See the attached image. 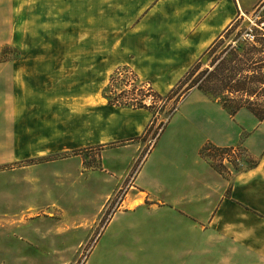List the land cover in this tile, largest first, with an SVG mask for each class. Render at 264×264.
I'll return each instance as SVG.
<instances>
[{"label":"rangeland","instance_id":"1","mask_svg":"<svg viewBox=\"0 0 264 264\" xmlns=\"http://www.w3.org/2000/svg\"><path fill=\"white\" fill-rule=\"evenodd\" d=\"M251 2L253 10L247 16L250 20L234 22L214 52L228 44L233 46L236 34L240 39L247 27L255 37V51L264 52V0ZM136 4L133 0H0V84L16 88V70L19 78L26 82L18 114L23 117L21 128H31L34 122L27 116L39 113L41 118L48 119L43 123L53 125L55 133L61 129L70 132L67 137L44 136L39 143L34 138L33 146L24 136L21 138L23 155H38L20 159L22 157L16 156L11 148L6 160L0 163V264H142L143 260L146 264L149 261L159 264V257L166 256L165 250L158 248V242H149L151 221L156 220L159 212L150 211L156 206L150 207L147 196L141 192L155 195L160 192L164 167H151L152 155L144 163L146 151L153 139L161 135L158 143L161 142L175 129L190 124L191 119H198L201 110L193 97L183 101L184 96L179 101H183L182 105L178 103L159 132L160 121L174 98L157 101L154 107L162 109L153 118L150 112L131 107H108L106 100L97 103L95 90L100 85L103 95L114 70L121 67L113 65L114 58L123 51L120 35L148 11L144 8L134 17ZM112 27L116 30H111ZM113 35L120 37L114 40ZM251 42L243 40L242 46ZM36 52H47L48 56H38ZM257 57L264 58V55ZM44 60L51 67L47 70L50 78L37 79L33 77L37 70L30 68V64ZM207 63L202 62L203 67ZM61 77L62 80L58 79ZM82 80L91 86L85 89V94L83 89L76 90L77 84L85 85L79 83ZM38 85L45 86L40 88L44 93L36 94L35 98L32 93ZM122 88L120 82L115 90L119 92ZM151 88L163 96L167 93L164 89ZM146 89L144 86L141 90L146 92ZM58 93L66 94L65 104L59 103L62 99L58 101ZM77 98H80L79 103L75 101ZM215 106L212 119L232 135L244 121V115H250L243 109L230 117L219 105ZM110 110L117 112L109 116ZM94 111H98L96 114L101 111L102 142L76 148L81 136L74 131L83 126L93 127L97 117ZM134 115L147 118L140 135L106 140L105 133L127 129L128 119ZM12 135L10 132L7 136L11 143ZM149 139L151 142L142 143L141 153L133 160L127 161L128 156H121L118 163L103 161L112 153L128 154L134 148L129 144ZM94 140L97 139L92 142ZM199 154L227 178L252 165L243 151L244 157L239 161L232 160L225 165L219 164L207 150ZM153 226L156 227V223ZM220 236L223 246H220L219 258L208 256L210 264H264V247L261 256L254 259L249 243L254 236L256 239L260 236L264 246V231ZM209 239L214 240L210 236Z\"/></svg>","mask_w":264,"mask_h":264},{"label":"crops","instance_id":"2","mask_svg":"<svg viewBox=\"0 0 264 264\" xmlns=\"http://www.w3.org/2000/svg\"><path fill=\"white\" fill-rule=\"evenodd\" d=\"M133 2L137 3L133 8L136 9L134 17L144 8H148V11L120 35L123 51L114 58L116 60L113 65L128 66L141 81L149 82L154 89L165 91H169L177 83L217 38L225 31L231 30L234 22L250 20L247 16L253 10L251 0H133ZM113 29L116 30V27L111 28ZM151 32L153 33L151 36L147 35ZM120 36L113 35V39L118 40ZM36 54L48 56L47 52ZM100 63L101 61L99 66ZM30 68L37 70L35 72L37 75L33 77L50 78V72L47 70L51 67L45 64V60L36 65L31 63ZM58 79L62 80V77ZM15 80L16 88L11 89L0 84V163L6 160L11 148L16 156L22 157L20 159L38 155H28L29 153L23 155L21 145L24 141L21 138L24 136L29 138V144L33 146L34 138L39 143L44 136L51 139L55 134H61L60 137L70 135L69 129H61L55 133L53 125L43 123L48 119L41 118L39 113L27 116V119L34 122L31 128H21L23 117L18 116L21 109L19 105H22L23 90L27 85L23 78H19L17 70ZM79 83L82 86L77 84L78 88L76 89V86L74 88L77 91L83 89V94L85 89L91 87L83 80ZM38 86L32 93L35 98L36 94L44 93L40 88L45 86ZM61 88L64 89L63 86ZM101 88L99 85L95 90L99 104L105 101ZM65 95L58 93V101L62 99L59 101L60 104H65L63 100L66 98ZM189 97L194 98L198 109L201 110H195L200 112L198 119H191L190 124L175 129L159 143L161 135L152 142L149 139L129 144L134 148L128 154L112 153L107 159L103 158V161L109 163L120 162L121 156H128L127 161L133 160L141 153V144L151 142L144 163L152 155L149 161L151 167L156 165L164 167L161 171L164 178L158 194L141 192L147 196L150 207L156 206L155 210L150 208V211L159 212L158 216L154 214L157 216L156 220L151 221L152 241L149 239L151 243L158 242V248L165 250L166 256L159 257V264H210L207 261L208 256L214 255L219 258L220 246H223L218 238L221 234H261L264 231V119L258 120L249 112L250 115H244V121L232 135L212 119L213 111H216L217 107L215 105H219L217 102L210 100L197 89H191L183 101ZM75 101L79 103L80 98ZM183 101L179 105H182ZM220 109L223 110L221 107ZM137 110L149 113L144 109ZM97 112L94 111V114ZM114 112L117 111L110 110L109 116L115 115ZM96 116L97 123L94 118L93 127L83 126L80 130L74 131L76 135L81 136L76 148H86L102 142V129L99 127L101 111ZM128 121L127 129L105 133L106 140L140 135L147 118L144 115H134ZM10 132H13V143L7 139ZM95 138L97 140L92 142ZM66 141L69 143V140ZM205 143L220 148L239 146L252 160V165L227 178L200 156V150ZM154 223L157 228L153 226ZM216 234L217 238L213 237ZM209 236L214 240L209 239ZM107 238L102 240L104 244ZM249 243L253 250V258H259L261 248L264 247L261 237L258 236L256 239L254 236V240ZM149 247H155V244H149ZM207 249L210 251L206 254L203 251ZM142 264H146V261L143 260ZM149 264L153 262L149 261Z\"/></svg>","mask_w":264,"mask_h":264},{"label":"trees","instance_id":"3","mask_svg":"<svg viewBox=\"0 0 264 264\" xmlns=\"http://www.w3.org/2000/svg\"><path fill=\"white\" fill-rule=\"evenodd\" d=\"M229 30L217 38L193 62L165 96L153 90L149 82L141 81L128 66H121L111 75L104 88L103 97L109 106L146 109L152 118L158 110L159 113L162 109L161 106L154 107L157 101H168L174 98L171 106L164 112V118L160 121L159 132L166 126V122L176 110L179 101L191 89H197L210 100L217 102L230 117H234L239 110L246 109L258 120H263L264 99L249 100L244 97H264V58L257 57L258 54L264 55V52H253L255 41L249 43L248 46H242L243 40L241 42L239 34H236L234 38L236 42L233 46L228 44L219 52H214L217 44L222 42ZM241 48L244 49V52H237ZM226 50L234 52H225ZM202 62L208 63L203 67ZM120 82L124 89L117 92L116 85H120ZM144 86L147 87L146 92L141 90ZM137 92L141 94L137 95ZM145 101H149V104H146ZM230 149V147L220 148L207 144L201 148L200 153L202 150H207L216 158L217 156L221 157ZM219 164L221 163L219 162Z\"/></svg>","mask_w":264,"mask_h":264},{"label":"built area","instance_id":"4","mask_svg":"<svg viewBox=\"0 0 264 264\" xmlns=\"http://www.w3.org/2000/svg\"><path fill=\"white\" fill-rule=\"evenodd\" d=\"M251 28H246L240 35V39L254 41V35L251 33ZM239 148H231L228 152L223 153V155L217 156L216 159L221 164L225 165L230 163L232 160L239 161L244 155L241 151L238 150Z\"/></svg>","mask_w":264,"mask_h":264}]
</instances>
